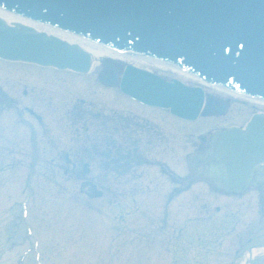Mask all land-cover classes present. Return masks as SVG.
<instances>
[{
    "label": "rangeland",
    "instance_id": "1",
    "mask_svg": "<svg viewBox=\"0 0 264 264\" xmlns=\"http://www.w3.org/2000/svg\"><path fill=\"white\" fill-rule=\"evenodd\" d=\"M101 66L94 74H118L123 64L108 59ZM18 72L24 74L19 69L0 68V84L11 87L8 91L12 97L10 104L0 102V128L8 131L7 122L12 119L9 117L16 115L14 121L18 126L15 125L14 132L21 135L22 131L27 133V127L21 124L17 115H21L28 102L43 112H39L42 115L47 112L46 106H53L52 120H56L57 124L49 126L46 132L50 137L57 138V143L23 146L20 139L15 142H18L17 147H23L10 151L6 142H0V264H6V258L16 255H11L13 250H7L4 236V228L14 214L11 205L17 196L22 195V191L32 188L35 190L32 217L36 232L43 241V258L47 264H225L233 250L237 249L239 240L235 238H252L256 243L264 244V205L259 204L254 192L228 201L200 184L186 193H179L181 183L167 177L160 166L165 162L176 174L187 176L184 156L201 143L199 134L216 127L240 126L253 111L264 112L263 108L233 101L223 92L204 88L206 97L228 106L224 114L208 116L196 124H184L156 112L152 116L160 137H156L153 148L145 150L146 168L134 172L143 179L131 182L118 179L113 185L122 196L130 198L112 199L102 191V199H93L91 188L86 192L87 182L82 185L76 182L70 169L57 163L66 154L70 155L72 136H78L76 126L69 123L65 111L81 107L80 100L86 101L87 107L92 105L102 111L104 103H96L111 97L108 101L111 108L135 110L114 94L94 86L92 76L86 81L81 80L82 85L78 80L54 75L58 81L57 88L45 92L43 89H31L29 83L19 79ZM156 73L167 80L191 84L190 80L169 69H156ZM78 84L79 92L74 86ZM19 87L20 92L25 90L28 96L22 101L17 94ZM88 90H97L99 96L88 93ZM38 92L44 97L37 98ZM137 115L142 116L140 113ZM60 117L63 119L57 121ZM65 131L69 133L68 138L62 134ZM66 140H69L67 145L63 143ZM9 146L13 147V144ZM62 146H66L65 151ZM36 157L38 159L33 160ZM69 160L72 161L71 155ZM87 169L90 173L91 170ZM79 190L86 192L88 197ZM95 190L102 189L95 186ZM134 197L137 205H133ZM146 219L151 221L146 222ZM243 253L240 252L238 261ZM240 263L241 260L237 264ZM250 264H264V255L255 257Z\"/></svg>",
    "mask_w": 264,
    "mask_h": 264
},
{
    "label": "bare ground",
    "instance_id": "2",
    "mask_svg": "<svg viewBox=\"0 0 264 264\" xmlns=\"http://www.w3.org/2000/svg\"><path fill=\"white\" fill-rule=\"evenodd\" d=\"M0 17H2V19H4L5 21H13L15 20L13 17H10V15H1V12H0ZM26 24V23H25ZM39 29H43V28H39ZM65 38L70 42V43H78L79 42V45L81 46L82 49H84L86 52H88L91 56H92V60H98L102 57H116L115 54L111 53V52H108L106 51L105 49L103 48H100L98 46H95V45H92L90 42L88 41H83L81 39H77V37H70L69 35H65ZM137 65H146V64H150V65H154L156 66L157 70H167V69H172L174 72H177L181 75H183L185 78H187L186 76H190L191 75H188L186 73H183L182 70L177 67V66H174L173 64H170L168 63V61H165V60H161V61H158V62H153V63H149L147 61H144L142 59H139V58H135L133 59ZM194 78H196L195 76H192ZM221 91H223V89L220 87L219 88ZM227 94L231 95V97L235 100H240V96L232 93H228L227 91H225ZM231 92V91H230ZM203 99V98H202ZM252 102H259L260 104H264V101L261 100V99H258L257 101H252ZM183 104H187V102H184ZM205 106H209L210 108H212V105L206 103V101H203L202 100V103L200 105V112H199V117L201 116V113H203V107ZM253 130L256 131L251 137V141L254 140V139H258V140H262V137L264 138V123H257L255 125V127H253ZM229 140H227L224 144L228 143ZM218 144V143H217ZM216 144V145H217ZM220 146V145H218ZM225 148V153L222 152L219 148L217 149V153H218V156H219V159H220V164H223L225 165L228 169L232 170L237 176V178L241 179L243 178V173L240 169V159L238 157H236L233 152L231 151V147L228 146V145H225L224 146ZM263 153V157L264 158V145L258 150L256 151V154L253 153L251 155L252 158H258L260 154ZM247 171H248V168H247ZM252 255H249L247 253V255L243 258V261H247L248 264H250L251 261H253L255 259L256 256H260V255H264V249H253L251 251Z\"/></svg>",
    "mask_w": 264,
    "mask_h": 264
},
{
    "label": "water",
    "instance_id": "3",
    "mask_svg": "<svg viewBox=\"0 0 264 264\" xmlns=\"http://www.w3.org/2000/svg\"><path fill=\"white\" fill-rule=\"evenodd\" d=\"M227 2H228V0H216L215 1V5H214V11L215 12H217L218 11V7H223L225 4H227ZM201 22H203V23H205L207 20H209L210 18L208 17V16H206V15H204V14H202V15H200L199 16V18H198ZM200 41H198V43H199ZM193 46H194V48L196 47V46H198L197 45V42H193ZM171 49V48H170ZM212 52H213V50H212ZM156 53H158V54H162L163 52H161V51H156ZM137 58H139V59H142V60H144V61H147V62H149V63H153V62H158V61H161V60H163V59H158V58H156V60H154V59H151V60H149V59H146V58H144L143 56H137ZM218 60H221V56H219V55H212L211 57H210V59H209V61L207 62L208 63V65H212V64H215V61H218ZM232 68V66L231 67H229L228 68V70H230ZM234 69V68H233ZM226 71V69H222V72L224 73ZM241 73V72H240ZM240 73L239 74H233L231 77H230V79L227 81V83H231V84H233L234 86H236V87H238L239 86V82L240 81H244V79H243V77L242 76H240ZM247 84L249 85V86H251V83L250 82H247ZM222 89H223V87H221Z\"/></svg>",
    "mask_w": 264,
    "mask_h": 264
}]
</instances>
